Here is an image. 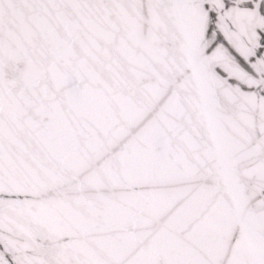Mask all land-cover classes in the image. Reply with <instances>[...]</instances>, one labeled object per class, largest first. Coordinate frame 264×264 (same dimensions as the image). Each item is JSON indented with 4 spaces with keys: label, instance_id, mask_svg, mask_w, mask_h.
<instances>
[{
    "label": "snow or ice",
    "instance_id": "obj_1",
    "mask_svg": "<svg viewBox=\"0 0 264 264\" xmlns=\"http://www.w3.org/2000/svg\"><path fill=\"white\" fill-rule=\"evenodd\" d=\"M0 264H264V0H0Z\"/></svg>",
    "mask_w": 264,
    "mask_h": 264
}]
</instances>
